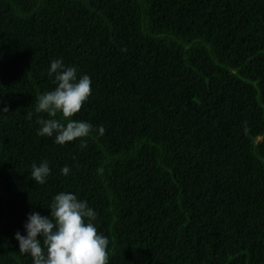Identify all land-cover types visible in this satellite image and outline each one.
Masks as SVG:
<instances>
[{
  "label": "trees",
  "instance_id": "1",
  "mask_svg": "<svg viewBox=\"0 0 264 264\" xmlns=\"http://www.w3.org/2000/svg\"><path fill=\"white\" fill-rule=\"evenodd\" d=\"M61 58L106 130L83 148L38 135ZM0 101V264H32L15 234L62 191L109 264H264V0H0Z\"/></svg>",
  "mask_w": 264,
  "mask_h": 264
},
{
  "label": "clouds",
  "instance_id": "2",
  "mask_svg": "<svg viewBox=\"0 0 264 264\" xmlns=\"http://www.w3.org/2000/svg\"><path fill=\"white\" fill-rule=\"evenodd\" d=\"M48 76L54 79L56 87L38 98L36 111L49 117L38 121L41 126L38 135L54 137L55 143L60 145L79 140L82 148L86 147L83 138L93 131L102 136L106 131L103 126L94 128L88 121L73 119L92 94L91 77L78 75V68L66 66L62 58L51 61ZM8 111L7 107L0 109V113ZM58 113L66 118V123L57 119ZM31 168L32 179L40 185L52 175L47 160L39 164L33 162ZM70 171L67 165L61 169L65 176ZM49 210L48 216L31 212L24 224L26 234L19 231L15 234L19 252L29 254L32 264H109V239L98 232L94 223L98 213L86 200L62 191L54 196Z\"/></svg>",
  "mask_w": 264,
  "mask_h": 264
}]
</instances>
